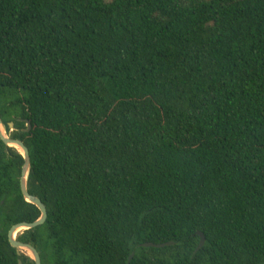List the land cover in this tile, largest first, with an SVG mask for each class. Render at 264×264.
Here are the masks:
<instances>
[{"label":"trees","instance_id":"obj_1","mask_svg":"<svg viewBox=\"0 0 264 264\" xmlns=\"http://www.w3.org/2000/svg\"><path fill=\"white\" fill-rule=\"evenodd\" d=\"M0 120L41 264H264V0H0ZM22 164L0 264H34Z\"/></svg>","mask_w":264,"mask_h":264},{"label":"water","instance_id":"obj_2","mask_svg":"<svg viewBox=\"0 0 264 264\" xmlns=\"http://www.w3.org/2000/svg\"><path fill=\"white\" fill-rule=\"evenodd\" d=\"M25 123L27 126L26 131H29L30 124L27 121H25ZM8 127L10 128V130H12L13 124L9 123ZM0 140L5 145V147L14 148L21 155L22 160H23V164L21 167L20 180H19L21 194L25 202L35 206L40 212V216L35 222L33 223L22 222V223H18L12 226L7 233L8 243L11 246V248L16 250L18 256L21 253L26 252L29 255L30 259L34 262V264H41L40 256L35 250V248H33L29 244H24L16 240V236L20 231H26V230L39 227L43 225L47 219V211H46L44 204L41 202L39 198L30 195L27 191V179H28V175L30 172V166H31L29 152L26 146L20 140L11 139L6 135L5 127L1 120H0ZM197 235L199 236V244H198L197 249H199L203 246L205 242V238L201 233H197ZM170 245H172V243H163V244L145 243V244H142L141 247L142 248H163V247L170 246ZM21 251H24V252H21ZM132 257H133V254L129 256L128 264L131 261ZM18 263L21 264L20 261H18Z\"/></svg>","mask_w":264,"mask_h":264},{"label":"rangeland","instance_id":"obj_3","mask_svg":"<svg viewBox=\"0 0 264 264\" xmlns=\"http://www.w3.org/2000/svg\"><path fill=\"white\" fill-rule=\"evenodd\" d=\"M11 131H12V130H11ZM6 135H7V134H6ZM20 232H22V231H20ZM20 232H19V233H20ZM19 233H18V234H19ZM21 252H24V251H21ZM24 254H26L27 256H29L26 252H24Z\"/></svg>","mask_w":264,"mask_h":264}]
</instances>
